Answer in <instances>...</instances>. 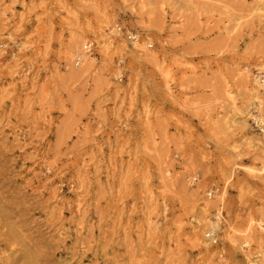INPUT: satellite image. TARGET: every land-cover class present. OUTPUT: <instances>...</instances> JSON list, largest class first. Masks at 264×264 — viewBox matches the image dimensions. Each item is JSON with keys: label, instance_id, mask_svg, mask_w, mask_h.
<instances>
[{"label": "rangeland", "instance_id": "374dc122", "mask_svg": "<svg viewBox=\"0 0 264 264\" xmlns=\"http://www.w3.org/2000/svg\"><path fill=\"white\" fill-rule=\"evenodd\" d=\"M252 2L0 0V264H247L239 246L253 221L264 264V157L248 144L263 139L250 114L249 128L221 127L231 98L239 107L234 89L264 76V16ZM224 14L244 18L236 33ZM99 26L111 60L88 36L93 71L67 81L73 39ZM116 26L158 61L118 53ZM193 191L216 202L208 219L220 213L208 251L191 234L204 222L185 219Z\"/></svg>", "mask_w": 264, "mask_h": 264}, {"label": "bare ground", "instance_id": "6f19581e", "mask_svg": "<svg viewBox=\"0 0 264 264\" xmlns=\"http://www.w3.org/2000/svg\"><path fill=\"white\" fill-rule=\"evenodd\" d=\"M184 4H186V6L189 7H195L197 5H200L201 3H203L205 0H181ZM228 8L226 6H224L222 8V11L226 12L227 14L229 13ZM251 11L252 13H260V16H264V0H253L252 2V7H251ZM101 17H105V14L101 11H98V9H96L95 11V15H100ZM227 14H224L225 16H227ZM233 17V18H232ZM138 19V24L142 26V28L144 29V31L147 32H151V29H149V26L146 25V21H145V15L144 14H140ZM244 18H242L241 16H235L234 14H231L229 16L226 17V23L229 25L231 23H234L232 25V29L229 31V34H234L236 33V31L239 29L240 27V23L243 21ZM148 20V19H147ZM233 21V22H232ZM225 27H227V25H224ZM103 28H101L99 26L98 31H88V32H80L79 36L73 39L72 43H71V47L68 50L67 54H66V62H67V67L69 69L68 74L66 76V80L67 81H76L78 79L81 78H85L88 74H90L95 66V61L94 59L91 57V55L89 54H84V49L85 46L87 44H91V42L86 43L85 45H82V43H85L87 41V37L88 36H92L96 39L95 42H97L98 45H101V52L104 54V56H108L111 47H109L108 45H106L104 42L102 43V39H103ZM111 36L112 34L115 35V33L112 31L110 32ZM119 35V43L117 46L116 51H118V53H120L121 55H127L130 54L131 56L135 54V56L137 57V60L139 62L141 61H147L148 63H156L157 57L155 53H151L148 52V50L146 48H148V44L146 45V48H144L143 46H140V40H138L136 43H134L132 45V48L130 49L131 51H127V47L124 44V40L122 37ZM117 38V39H118ZM113 39V40H112ZM112 39L108 40V43H112V41H114L115 39L112 37ZM125 39V38H124ZM140 39V38H139ZM89 41V40H88ZM129 50V49H128ZM128 52V53H127ZM75 57V59L77 57H80V63L76 65L75 60H74V64L72 66L71 60L72 58ZM109 59L104 60V62H109L111 60V58L108 56ZM122 61V60H121ZM119 61V63L122 64V62ZM121 76V72L115 74L114 78L117 79ZM249 78V75H245V79L247 80ZM100 81L107 83V75L105 74H100L99 78ZM244 79V80H245ZM251 81L250 82H245L243 83L240 87H238V89H234L235 98H238L239 100V107H237L235 103V99L233 100L231 98L230 101H232V103L230 104V113L228 115H226L225 117L222 118L223 124H222V129L223 131H231L233 129H235L237 127L236 121H242V125H243V129L248 127L249 128V124H248V114L250 113L251 110L255 109V108H259L260 109V113L264 118V112L262 113L261 108L263 107L262 104L264 105V76L263 73L258 72L256 75H253L252 78L250 77ZM166 91L169 92V87L166 88ZM172 95V94H171ZM262 106V107H261ZM148 114L149 112L145 113V117L148 118ZM250 118V117H249ZM264 120V119H263ZM254 139H251L248 141V144L250 145V148H252V151L254 153H257L259 155H262L264 157V138L263 140L253 137ZM235 160L232 162L231 164V169H238L241 168V166L235 162L237 157L234 158ZM263 164V163H262ZM229 166V165H228ZM228 170L224 169L221 171V176L224 178V185H228L233 179H232V174L233 172L231 171L229 174ZM197 171L193 168L191 170H189L186 173V178H189L190 175H197ZM228 176H227V174ZM259 173L264 176V164L261 166ZM191 181H194V177L191 178ZM187 182H184V189H187ZM225 196V192H223L221 194V196H217V198H222ZM188 197L189 199V205H188V210H187V215L188 217L185 218L186 220H190V219H194L193 222H195L196 224H201V222H204V224H202V226L200 225L199 229L193 227V229H191V234H192V240L194 242V245L196 247H200L202 249H205L206 251L209 250V246L210 244L207 242V238H205V234L207 231L212 230L214 231H219V216L220 213L218 212V210H216V214L213 217V222L208 219V215L211 214V212L213 210H215L216 208V202L215 201H211V200H204L203 197H201L199 195V192L197 191H193L191 192ZM187 197V198H188ZM167 208L165 207L164 209V213L166 214ZM150 214V213H149ZM199 218V219H196ZM150 220V219H149ZM202 220V221H201ZM192 221V220H191ZM254 224V221L251 222L249 224V226L251 227ZM153 229H158L160 227V223L158 221L152 223ZM250 227L247 228V231L245 232V238L243 240V242L240 244L239 248H241V250H247L248 256H251L252 258L248 260L247 264H258V258L262 256V254L260 252H255L252 253V239L249 236V231H250ZM259 228L260 230H264V224H259ZM205 231V232H203ZM237 232L233 231L232 229L228 228V230H226L224 232L225 234V238L227 240H229V242L233 245L236 244V234ZM248 233V234H247Z\"/></svg>", "mask_w": 264, "mask_h": 264}, {"label": "built area", "instance_id": "2783aa9c", "mask_svg": "<svg viewBox=\"0 0 264 264\" xmlns=\"http://www.w3.org/2000/svg\"><path fill=\"white\" fill-rule=\"evenodd\" d=\"M115 35L112 34V37L117 39L120 36L124 37L126 39V41L129 43V45L132 47V45L134 43H136L139 40V37L136 33L134 32H123L121 28H119L118 26H116L113 30H112ZM111 31V32H112ZM94 47V44H87L85 46L84 49V54H91L92 49ZM148 48H151V45H148ZM75 63L76 65L80 63V57H77L75 59ZM119 79V78H117ZM250 115V122L253 125V127L256 129V131L259 133V135L261 136V138H264V118L260 113V109L257 107L253 110L250 111L249 113ZM213 194V192L208 193L207 197H211ZM205 238H207V242H209L212 245H216L217 244V232L216 231H212L209 230L206 232L205 234Z\"/></svg>", "mask_w": 264, "mask_h": 264}]
</instances>
